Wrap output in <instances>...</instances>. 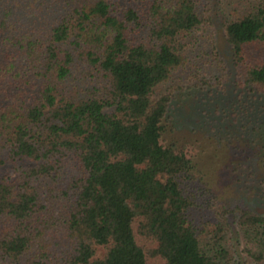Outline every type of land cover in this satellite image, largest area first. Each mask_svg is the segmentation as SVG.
Instances as JSON below:
<instances>
[{
	"label": "trees",
	"instance_id": "obj_1",
	"mask_svg": "<svg viewBox=\"0 0 264 264\" xmlns=\"http://www.w3.org/2000/svg\"><path fill=\"white\" fill-rule=\"evenodd\" d=\"M233 1L0 0V264H149L136 223L166 264L229 260L194 215L192 156L163 135L176 93L209 87L264 161V2L224 21L226 56L214 25Z\"/></svg>",
	"mask_w": 264,
	"mask_h": 264
},
{
	"label": "rangeland",
	"instance_id": "obj_2",
	"mask_svg": "<svg viewBox=\"0 0 264 264\" xmlns=\"http://www.w3.org/2000/svg\"><path fill=\"white\" fill-rule=\"evenodd\" d=\"M259 1L264 2L234 0L215 21L219 47L226 56L229 48L224 21ZM224 97L222 92L209 87L176 93L166 117L163 142L187 150L196 164L197 177L189 185L199 203L194 215L204 241L210 245L214 243L216 229L221 228L223 245L230 252L229 260H224L223 264H264V223L249 229L240 224L244 209L264 213V161L263 157L252 155L256 146L250 144L248 135L239 132L242 131L240 117L237 123L222 120L226 114L219 110L228 107ZM262 153L264 151L258 154ZM249 155L255 163L249 160ZM135 230L138 242L147 251L148 263L166 264L163 257L148 253L157 243L143 237L137 223ZM50 242L52 248H58L61 253L71 247L64 233H55Z\"/></svg>",
	"mask_w": 264,
	"mask_h": 264
}]
</instances>
